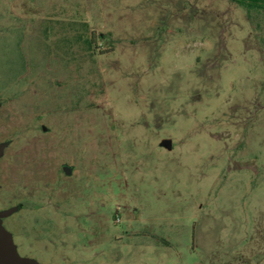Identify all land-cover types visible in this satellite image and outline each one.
Wrapping results in <instances>:
<instances>
[{"label": "rangeland", "instance_id": "1", "mask_svg": "<svg viewBox=\"0 0 264 264\" xmlns=\"http://www.w3.org/2000/svg\"><path fill=\"white\" fill-rule=\"evenodd\" d=\"M0 212L35 264H264V10L0 0Z\"/></svg>", "mask_w": 264, "mask_h": 264}, {"label": "water", "instance_id": "2", "mask_svg": "<svg viewBox=\"0 0 264 264\" xmlns=\"http://www.w3.org/2000/svg\"><path fill=\"white\" fill-rule=\"evenodd\" d=\"M43 130H46L43 127ZM160 145L168 150L172 149V141L170 139L162 140ZM65 174L70 173V167L65 165L63 167ZM8 212H0V264H35L34 261L21 258L13 245L10 234L2 227L1 218L7 215Z\"/></svg>", "mask_w": 264, "mask_h": 264}, {"label": "trees", "instance_id": "3", "mask_svg": "<svg viewBox=\"0 0 264 264\" xmlns=\"http://www.w3.org/2000/svg\"><path fill=\"white\" fill-rule=\"evenodd\" d=\"M244 7L248 12L250 10H264V0H232Z\"/></svg>", "mask_w": 264, "mask_h": 264}, {"label": "flooded vegetation", "instance_id": "4", "mask_svg": "<svg viewBox=\"0 0 264 264\" xmlns=\"http://www.w3.org/2000/svg\"><path fill=\"white\" fill-rule=\"evenodd\" d=\"M64 166H65V165L62 166V169H63ZM63 171H64V169H63ZM64 173H65V172H64Z\"/></svg>", "mask_w": 264, "mask_h": 264}]
</instances>
